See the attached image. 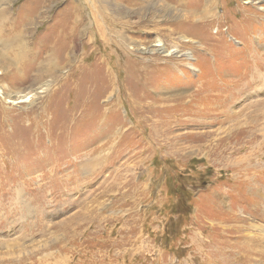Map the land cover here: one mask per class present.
<instances>
[{
    "label": "rangeland",
    "instance_id": "rangeland-1",
    "mask_svg": "<svg viewBox=\"0 0 264 264\" xmlns=\"http://www.w3.org/2000/svg\"><path fill=\"white\" fill-rule=\"evenodd\" d=\"M0 11V264H264V0Z\"/></svg>",
    "mask_w": 264,
    "mask_h": 264
},
{
    "label": "bare ground",
    "instance_id": "bare-ground-1",
    "mask_svg": "<svg viewBox=\"0 0 264 264\" xmlns=\"http://www.w3.org/2000/svg\"><path fill=\"white\" fill-rule=\"evenodd\" d=\"M248 1V0H247ZM2 11V10H1ZM0 11V12H1ZM16 37H13V38H10V37H4V38H0V42L2 43V45H4V46H9L10 44L12 45H14V43L15 42H18L16 39H15ZM20 44H21V42H19ZM10 45V46H11ZM156 45H160V44H156ZM22 48V47H21ZM13 49V48H12ZM161 49V48H160ZM5 50L7 51L8 50V48H5ZM21 50V49H20ZM12 51H14V50H12ZM22 51H24V50H22ZM160 51H165V50H160ZM21 53L22 54H25L24 52H21V51H14V53H11V52H6V53H4L6 56H7V54L8 55H11L12 56V54H13V58H15V59H18L19 60V55H21ZM1 55V54H0ZM11 56L9 57V56H7V58L8 59H11ZM22 56H26V55H22ZM53 63H54V61H53ZM49 70V67L48 66H42V65H39L38 66V72H41V75L43 74V72H46V71H48ZM40 75V74H39ZM0 92H3L2 90H0ZM20 96H23V95H20ZM19 96V97H20ZM10 102V101H9Z\"/></svg>",
    "mask_w": 264,
    "mask_h": 264
}]
</instances>
